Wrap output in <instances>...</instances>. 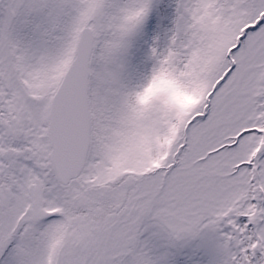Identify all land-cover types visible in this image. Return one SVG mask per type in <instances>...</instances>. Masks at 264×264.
<instances>
[{
  "label": "snow or ice",
  "instance_id": "1",
  "mask_svg": "<svg viewBox=\"0 0 264 264\" xmlns=\"http://www.w3.org/2000/svg\"><path fill=\"white\" fill-rule=\"evenodd\" d=\"M0 264H264V0H0Z\"/></svg>",
  "mask_w": 264,
  "mask_h": 264
}]
</instances>
